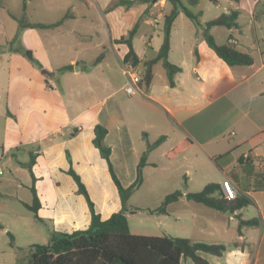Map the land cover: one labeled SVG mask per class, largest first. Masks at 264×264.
I'll list each match as a JSON object with an SVG mask.
<instances>
[{"label": "crops", "instance_id": "0c3cea01", "mask_svg": "<svg viewBox=\"0 0 264 264\" xmlns=\"http://www.w3.org/2000/svg\"><path fill=\"white\" fill-rule=\"evenodd\" d=\"M23 1L17 14L11 0H0V150L6 153L3 164L14 150L29 151L31 156L9 168L13 176H4L1 161L0 197H23L20 201L25 206L33 201L34 184L42 204L39 216L42 210L50 211L65 232L86 229L91 212L67 172L71 166L86 184L102 219L123 207L107 161L93 143L95 126L108 129L105 143L112 148L111 161L125 187L136 181L147 141L165 136L149 152L143 175L147 168H161L155 152L162 148L169 166L176 158L183 160L180 170L167 174V180L183 178L188 184L194 180L190 169L203 167L205 155L222 172L220 186L227 178L237 196L245 194L253 200L247 205L253 206L252 211L244 206L234 212L195 202L202 207L191 206L201 217L180 236L225 245L222 255L199 252L213 264H264V0H210L217 7L225 4L226 13L239 11V28L215 26L211 33L218 44L229 41L250 53L252 64L229 66L201 36L195 22L180 12L172 26L168 55L182 69L175 85L169 84L160 61L154 66L149 90L143 88L140 95L124 90L122 64L129 46L119 39L138 25L133 46L140 75L144 61L155 58L163 42L165 16L172 9L169 1L135 0L127 6L116 5L117 0H65L57 16L51 6L58 0H28L22 27L13 15L22 16ZM36 4L42 6L39 12ZM242 16L250 20L242 22ZM64 17L54 27L32 26ZM25 50H31L42 67ZM102 53L103 58L93 64ZM159 63L163 70L157 68ZM68 65L72 67L60 70ZM75 129L77 134L70 136ZM182 144L183 150L170 157ZM168 165L164 169L170 170ZM48 179L55 185L50 195L44 191ZM185 198L170 204L165 214ZM244 209L248 216L243 215ZM255 217L260 219L258 225L244 226L239 232L241 219ZM185 219L178 216L180 222ZM5 247L0 245V256L5 254L0 264H6V259L11 263ZM181 263L197 264L190 257H183Z\"/></svg>", "mask_w": 264, "mask_h": 264}, {"label": "trees", "instance_id": "16d2710c", "mask_svg": "<svg viewBox=\"0 0 264 264\" xmlns=\"http://www.w3.org/2000/svg\"><path fill=\"white\" fill-rule=\"evenodd\" d=\"M167 1L172 4V9L165 16L163 42L159 52L155 58L144 61L140 68L139 86L142 90L143 88L145 91L149 90L154 76V66L160 61L167 72L169 84L171 86L175 85V76L182 69L171 63L168 59V55L171 48L172 26L180 12H184L195 22L201 36L229 66L250 65L253 63V57L250 53L237 49L235 45L229 41L224 44H218L211 33V29L215 26L239 28L238 10H232L229 13L224 12L205 23H202L200 20L201 13L197 14L191 9V7H196L200 3V0H188V5L182 0ZM134 2L135 0H117L116 5L123 4L130 6ZM27 3L28 0L23 1V14L21 17L12 14L14 18L18 19L22 24V27L26 26L24 24ZM64 19L65 17L52 24L36 23L32 24V26L54 27L60 25ZM137 26L138 25H136L128 35L121 37L119 42H124L129 46V51L124 58V63L132 62L134 65L138 66L140 62L139 56L133 46V38L137 32ZM24 53L36 66L42 67L41 63L34 57L31 50H25ZM103 56L104 53L100 54L93 64H97ZM71 67V65H68L60 70L69 69ZM77 132L78 129H75L70 136H75ZM107 133L108 129L105 126L97 124L95 126L93 143L100 151L101 156L107 161L111 177L123 202L122 209L114 212L109 218L102 219L101 214L96 210L95 203L90 196L86 184L83 182L81 176L75 171L73 166H71L67 172L75 180L77 184V192L82 194L88 203L91 212V223L86 229H76L72 232H63L61 234L53 233L50 242L47 244L31 245V256L28 264H182L181 260L183 257H190L197 264H213L199 252L204 251L215 255H222L226 250L225 245L193 241L187 237L142 235L131 232L127 217L128 209L125 207L126 200L134 190L142 185L144 180L143 169L147 164L148 154L165 139V136L160 137L153 143L147 141V149L142 154L138 164L136 181L132 185L125 187L111 161L112 148L105 143ZM189 142V140L186 141V144ZM183 148L184 144L177 146L169 153V156L173 157L179 154ZM68 158L70 162H72L69 153ZM34 162L35 158L32 156L29 162L31 171ZM31 191L33 193L32 203L24 204L34 213L36 219L41 220L38 212L42 204L34 184L31 186ZM183 196L194 202L221 211L234 212L237 209L253 203L252 198L245 194L229 200L225 198L220 184L217 182H211L205 185L202 190L196 192H188L184 194L181 189H177L166 195L159 207L150 209L149 211L165 214L168 211V206ZM139 209L140 208L136 207L135 209H132V212H136V210ZM259 223L260 219L256 217L246 220L241 219L239 223V232H241V229L244 226H255ZM0 227L5 228L1 223ZM7 234L11 237V245L14 246V234L8 230Z\"/></svg>", "mask_w": 264, "mask_h": 264}, {"label": "rangeland", "instance_id": "374dc122", "mask_svg": "<svg viewBox=\"0 0 264 264\" xmlns=\"http://www.w3.org/2000/svg\"><path fill=\"white\" fill-rule=\"evenodd\" d=\"M22 1L23 0H11V7L17 14H20L18 12H21L20 3ZM64 1L65 0H58L55 2L54 7L51 6V8H54L51 10L55 15L58 16V13L60 14L59 8ZM182 1L188 5V0ZM36 6V11L39 12L42 6L41 4H36ZM224 7L225 4H223L222 7H217L215 2H211L210 0H200L199 5L191 7V9L197 14L201 13V20H210L224 12ZM30 13L35 14V12L33 13L32 8ZM28 19H31L30 16H28ZM247 20H250V17L242 16V22ZM157 68L163 70L162 64L159 63ZM155 153L159 155L156 159L160 163L159 167L161 168H147L144 170V183L140 188L134 190L128 196L125 203V207L128 209L127 217L130 230L134 234L185 237L180 236L181 234H184V229L187 230L190 228L195 223L197 217H201L200 211L193 208L191 205H194L195 207L202 206L185 198L181 200L175 209H172L171 211L169 210L168 214H159L157 212L152 213L148 209L159 207L165 196L176 189L196 192L203 189V182H219L223 179L222 172L219 168L208 163L206 156L203 155V162L205 165L196 171L190 169V172L193 171L194 173V180L191 183L186 184L183 178H179L177 182H169L166 178L167 174L169 175L170 172L179 171L183 160H181V158H176L170 164L171 166H169V159L163 155L162 148ZM30 156L29 151L18 152L17 150H14V153H9L5 159V163L3 164L4 160L1 163V168L5 173L4 176H13L14 174L9 168L14 163L18 165V160L29 161ZM167 165L171 167L170 170L167 168L164 169ZM127 172L130 173L131 171ZM47 181L48 182L45 183L44 191L50 195L51 190L55 189V185L52 184L51 179H48ZM124 181L126 183L131 182V180ZM20 198L0 197V222L6 226L5 229L0 228V245H6V252L9 251V254H11V263L9 264H28L31 256V245L47 244L50 242L53 233L61 234L65 232L64 230H60V228L54 223L50 211L42 210L40 214L41 220H38L34 213L22 204ZM136 207L141 209L136 210L135 213H131L130 211ZM247 207L248 211L254 209L253 206ZM245 209L242 213L243 215L248 216V211ZM182 215L186 216V219L180 222L178 216ZM7 230L11 231L15 236L14 246L11 245V237L7 234ZM1 253L2 250L0 251V255ZM3 257H5V254L0 256V258ZM6 264H8L7 259Z\"/></svg>", "mask_w": 264, "mask_h": 264}, {"label": "built area", "instance_id": "2783aa9c", "mask_svg": "<svg viewBox=\"0 0 264 264\" xmlns=\"http://www.w3.org/2000/svg\"><path fill=\"white\" fill-rule=\"evenodd\" d=\"M122 72L125 76L126 82L124 90L128 95H140L143 90L139 86V69L138 66L134 65L132 62L122 64ZM6 153L0 150V163L4 159ZM0 173L2 171L0 170ZM221 188L224 192L225 198L231 200L237 197V192L229 179H224L221 183Z\"/></svg>", "mask_w": 264, "mask_h": 264}]
</instances>
